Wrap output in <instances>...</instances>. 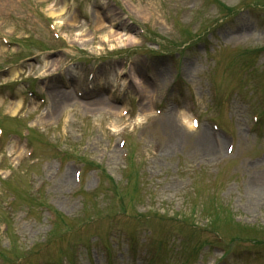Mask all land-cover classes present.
Segmentation results:
<instances>
[{
	"label": "rangeland",
	"instance_id": "1",
	"mask_svg": "<svg viewBox=\"0 0 264 264\" xmlns=\"http://www.w3.org/2000/svg\"><path fill=\"white\" fill-rule=\"evenodd\" d=\"M46 1L18 4L8 25L0 13V83L9 82L0 87V248L7 257L70 264L66 253L76 264H105L106 241L120 246L112 244L113 264H146L154 252L155 264H264V244L252 241L264 238V0H68L66 17L56 0ZM50 8L57 14L47 19L41 9ZM99 24L107 28L94 37ZM192 32L201 39L179 51ZM128 47L137 49L117 51ZM47 74L48 81L33 77ZM85 82L101 95H77ZM60 87L79 99L47 115L49 91ZM35 93L46 99L39 110ZM20 102V112L10 110ZM26 128L36 131L27 138ZM205 132L209 151L200 142ZM55 144L69 150L63 163ZM115 183L127 213L118 212ZM38 197L74 222H90L69 232L61 225L49 239L51 220ZM180 227L185 236L199 231L181 239ZM132 239L137 252L127 253ZM199 240L210 242L203 252ZM183 241L194 248L175 252ZM34 243L36 251L18 259ZM219 243L229 249L224 256Z\"/></svg>",
	"mask_w": 264,
	"mask_h": 264
},
{
	"label": "bare ground",
	"instance_id": "2",
	"mask_svg": "<svg viewBox=\"0 0 264 264\" xmlns=\"http://www.w3.org/2000/svg\"><path fill=\"white\" fill-rule=\"evenodd\" d=\"M17 1L18 0H10V8L14 7V2H17ZM57 8H59L60 12L62 11V9H60L59 6H57ZM54 10L55 9L50 8V12H51L52 15H55L56 14V11H54ZM101 25L102 24H99V25H97V27L98 26H101ZM108 31H109L108 32L109 34L112 32L111 30H108ZM86 92H88L89 93V96H91L92 92H90L88 90H86L85 93ZM97 92H98V95L100 96L101 95V92L100 91H97ZM49 95L51 96L52 101H51V104H50L51 109L46 112L47 115L53 114V112L55 110H60L61 107H62L63 101H67V100L73 99V97H74V95H72L71 92L66 91V90H63V89H56V88H51L50 91H49ZM97 99H98V102L100 103L101 100H99V97ZM85 103L87 104L88 101H86ZM186 118H187V116L184 115V120ZM210 141L211 140H210L209 132H207V133L205 132L202 135V137L200 138V142H201V144H203V148H205L208 151H209V149H212V147L210 145L212 142H210ZM207 148H209V149H207Z\"/></svg>",
	"mask_w": 264,
	"mask_h": 264
}]
</instances>
